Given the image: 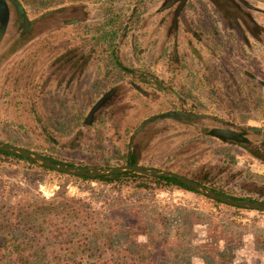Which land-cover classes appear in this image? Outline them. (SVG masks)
Masks as SVG:
<instances>
[{
    "label": "rangeland",
    "instance_id": "obj_1",
    "mask_svg": "<svg viewBox=\"0 0 264 264\" xmlns=\"http://www.w3.org/2000/svg\"><path fill=\"white\" fill-rule=\"evenodd\" d=\"M17 1L32 28L21 35L9 3L0 41V142L87 169L125 165L115 158L131 147L143 168L176 173L232 198L264 201V0H235L263 29L255 36L243 26V36L233 33L210 0H187L178 10V3L163 8L164 0H144L134 14L139 29L123 38L119 51L125 64L151 67L165 81L162 91L143 76L114 81L100 49L83 42L87 37L75 20L98 26L107 5L112 10L123 0L66 7L61 16H44L55 8L46 0ZM209 28L211 34L202 32ZM138 37L143 56L132 51ZM82 52L89 54L81 62ZM98 101L104 102L99 109ZM169 112L189 118L149 121ZM212 128L244 132L249 143L221 142L208 136ZM0 174V193L16 197L11 204L22 194L46 200L63 194L94 209L119 198L145 212L219 217L242 236L236 263H264V212L215 206L175 187L122 190L22 162L0 165ZM197 234L204 241L205 229ZM189 263L203 264L198 258Z\"/></svg>",
    "mask_w": 264,
    "mask_h": 264
},
{
    "label": "trees",
    "instance_id": "obj_2",
    "mask_svg": "<svg viewBox=\"0 0 264 264\" xmlns=\"http://www.w3.org/2000/svg\"><path fill=\"white\" fill-rule=\"evenodd\" d=\"M15 1L18 5V1ZM143 1L123 0L124 5L111 10L108 3L114 0H46L45 4L55 8L44 16L52 13L61 16L66 7L84 9L90 4H108L104 12L107 19L98 26L90 27L85 24V19L75 20L78 26L82 24L80 28L87 37H83V42L87 41L97 52L100 49L103 66L112 71L114 81L137 82L138 78L141 79L139 76H143L156 90L162 91L165 81L158 75L144 66L134 68L126 65L118 55V34L123 35L125 30L130 32L137 29L141 19L140 16L134 17V14L140 13L138 11L141 10ZM132 6H138L133 14L130 13ZM213 9L219 18L228 22L233 33L237 31L243 36L239 29L242 26L240 22L222 16L214 6ZM202 32L211 34V29H204ZM88 54L79 53L81 62L88 59ZM103 104L104 102L98 101L94 107L99 109ZM39 155L55 164L73 167L47 155ZM115 159L121 160L125 165H138L136 152L131 147L127 154ZM20 162L53 172L19 155L0 152V165ZM109 169L111 168L101 167L97 170ZM77 178L103 184L117 183L123 186L122 190L135 192L152 186H165L203 195L173 178L143 176L132 171L96 179ZM210 191L234 201L264 203L251 198H232L212 189ZM20 196L23 197L11 204V200L16 197L3 190L0 193V264H190L192 258L200 259L203 264H238L234 249L242 245V236L234 233L219 217L208 218L194 212L176 214L175 211L164 209L145 212L119 198L105 207L94 209L82 200L63 194L49 200L24 194L18 197ZM211 201L215 206L251 211ZM200 227L205 229L204 241L198 239L197 228ZM262 254L264 256V250Z\"/></svg>",
    "mask_w": 264,
    "mask_h": 264
},
{
    "label": "water",
    "instance_id": "obj_3",
    "mask_svg": "<svg viewBox=\"0 0 264 264\" xmlns=\"http://www.w3.org/2000/svg\"><path fill=\"white\" fill-rule=\"evenodd\" d=\"M210 1L221 15L234 21L239 20L249 31V33L252 34L253 36H255L256 32L263 31V29L255 23L252 17L248 13H246L235 0H210ZM8 2L13 3L18 8V5L16 4L15 0H0V41L6 32L7 25L9 22L10 11L8 7ZM18 13L24 25L22 33L29 32L32 26L29 23L27 17L23 13V11L19 9H18ZM180 117L185 119L189 118L188 115L183 113L169 112V113H163L157 115L149 119V121H153L155 119L162 120L167 118L178 119ZM207 134L208 136L218 139L221 142H231L240 145H247L249 143V140L246 138V134L244 132H237L234 130L224 129V128H212L207 132ZM0 152H7L12 155H19L24 159L37 162L43 167L52 170L56 173H60L63 175H70L74 177H87L89 179H96L98 177L112 176L115 174L123 173L125 171H132L136 174L149 176V177H170L179 181L181 184L185 185L186 187L201 192L205 197L209 198L210 200L219 201L225 205H229L240 209L264 212V203L230 200L226 197L216 195L215 193L211 192L203 185H200L184 176L169 171L147 169L139 165H135V166L121 165V166L113 167L109 170L87 169L82 167H69L67 165L55 164L51 160L41 157L39 154L6 143L4 144L0 143Z\"/></svg>",
    "mask_w": 264,
    "mask_h": 264
},
{
    "label": "crops",
    "instance_id": "obj_4",
    "mask_svg": "<svg viewBox=\"0 0 264 264\" xmlns=\"http://www.w3.org/2000/svg\"><path fill=\"white\" fill-rule=\"evenodd\" d=\"M93 5H95V4H93ZM106 5V4H105ZM104 12H105V10H104ZM133 12H135L134 10H132V13ZM103 17L105 18V19H107L106 18V16H105V14H103ZM104 19V20H105ZM101 20V19H100ZM103 20V21H104ZM139 28H137V30H138ZM130 33L131 32H129V31H127V30H125V31H123V35H122V38H121V35L120 34H118V37H117V41H116V43H117V50H118V55H119V57H120V59H121V61L124 63V61L122 60V58H121V56H120V51H119V49H120V47H121V45H123L124 44V42L126 41V39H123V38H129V36H130ZM128 35V37H126ZM142 45V43H141V41H140V39H139V37H138V39H136V38H134V41L133 42H131V47H132V51H133V53L135 54V55H142L143 56V52L141 53L140 51V46ZM138 47V51H136L135 52V47ZM125 64V63H124ZM127 65V64H126ZM129 66H132V67H134V68H139V67H141V66H145L146 68H149V66H147V65H144L143 64V62L141 61V62H139V61H135L134 63H130V65ZM150 69H151V67H150ZM153 70V69H152ZM159 76V75H158Z\"/></svg>",
    "mask_w": 264,
    "mask_h": 264
},
{
    "label": "flooded vegetation",
    "instance_id": "obj_5",
    "mask_svg": "<svg viewBox=\"0 0 264 264\" xmlns=\"http://www.w3.org/2000/svg\"><path fill=\"white\" fill-rule=\"evenodd\" d=\"M187 0H164V3H163V8L164 7H166L168 4H172V3H178V7H177V10L179 9V7H184V5H185V2H186ZM11 4V5H13V8H14V10H15V12H16V16H17V25H18V28L19 29H21V35H22V31H23V28H24V25H23V21H22V19L20 18V15H19V13H18V8L16 7V5H14L13 3H11V2H8V4ZM213 5V4H212ZM214 6V5H213ZM8 7H9V5H8ZM217 10V9H216ZM10 11V10H9ZM178 14V13H177ZM176 14V15H177ZM223 16V15H222ZM227 18V17H226ZM9 19H10V16H9ZM228 19V18H227ZM229 20H231V19H229ZM231 21H234V20H231ZM234 22H240L239 20H236V21H234ZM9 23V22H8ZM241 23V22H240ZM241 25L244 27V29L247 31V32H249L246 28H245V26L241 23ZM8 26V25H7Z\"/></svg>",
    "mask_w": 264,
    "mask_h": 264
}]
</instances>
